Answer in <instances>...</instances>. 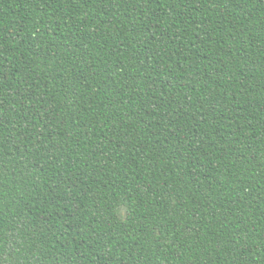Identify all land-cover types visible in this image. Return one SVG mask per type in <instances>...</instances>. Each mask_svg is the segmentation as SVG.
<instances>
[{"label":"trees","instance_id":"1","mask_svg":"<svg viewBox=\"0 0 264 264\" xmlns=\"http://www.w3.org/2000/svg\"><path fill=\"white\" fill-rule=\"evenodd\" d=\"M0 264H264V0H0Z\"/></svg>","mask_w":264,"mask_h":264}]
</instances>
